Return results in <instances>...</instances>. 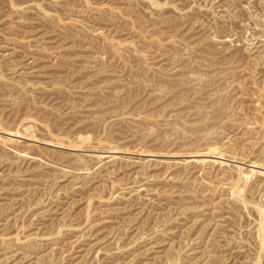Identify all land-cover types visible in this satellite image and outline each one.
<instances>
[{
	"label": "rangeland",
	"instance_id": "374dc122",
	"mask_svg": "<svg viewBox=\"0 0 264 264\" xmlns=\"http://www.w3.org/2000/svg\"><path fill=\"white\" fill-rule=\"evenodd\" d=\"M0 264H264V0H0Z\"/></svg>",
	"mask_w": 264,
	"mask_h": 264
},
{
	"label": "bare ground",
	"instance_id": "6f19581e",
	"mask_svg": "<svg viewBox=\"0 0 264 264\" xmlns=\"http://www.w3.org/2000/svg\"><path fill=\"white\" fill-rule=\"evenodd\" d=\"M204 161V160H203Z\"/></svg>",
	"mask_w": 264,
	"mask_h": 264
}]
</instances>
